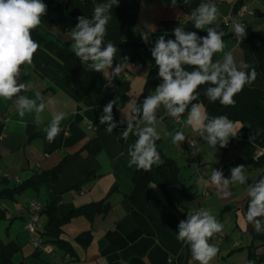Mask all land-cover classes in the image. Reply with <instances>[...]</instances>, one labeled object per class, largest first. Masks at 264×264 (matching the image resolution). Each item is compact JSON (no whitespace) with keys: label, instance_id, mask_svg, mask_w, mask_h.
I'll list each match as a JSON object with an SVG mask.
<instances>
[{"label":"crops","instance_id":"crops-1","mask_svg":"<svg viewBox=\"0 0 264 264\" xmlns=\"http://www.w3.org/2000/svg\"><path fill=\"white\" fill-rule=\"evenodd\" d=\"M237 0H211L218 8V17L212 25L203 30L196 29L190 19L191 12L202 2L209 0H177V6H171V0H118L111 9V20L106 26V41L117 44L122 41L142 43L138 52L142 63L127 61L129 67L119 77L111 79L103 76L114 87L109 91L113 100L118 98V116L126 122L130 110L141 92L147 72L159 71L151 55V48L159 36L175 39L173 30L184 27L186 32H196L206 36L208 27L219 26L225 35L222 37L225 48L214 53L213 62L223 61L225 53L231 52L237 66L241 62L256 68L258 76L251 85H245L233 99L235 106L221 105L219 100L210 102L204 95L212 86L209 83L197 89L198 100L202 103L209 118L226 115L229 120L239 122L243 127L237 137L229 138L226 147L211 148L206 141L196 135L185 121L189 109L175 121L164 116L161 105L156 112L154 125L160 135L159 145L163 152L172 157L180 167V175L174 185L169 186L176 207L170 206L158 186L147 184L135 175V166L128 167V148L134 144L136 136L130 134L122 138L124 129L114 128L108 133L106 124H100L103 104L96 102L92 93L93 84L67 70L61 61L43 48L33 56L31 65L20 66L18 83L27 84L26 95L36 99L37 94L44 98L45 109L39 125L35 122V111L19 115L15 97L11 100L0 98V119L3 129L0 134V175L8 182L0 186L13 188L28 179L34 182L19 192L0 194V208L6 217L0 220V239L16 243L19 248L12 255L14 262L21 264H199L192 259L190 248L177 240L178 225L187 219L189 211L198 208L209 210L223 225L222 240L217 243L216 234L209 238V244L218 248L217 255L210 264H248V247L257 245L256 251L264 253V245L252 241L245 219V205L250 198L246 188L264 178V0H245L253 12L244 20L252 40L238 42L231 23L224 20ZM47 10L70 18L84 16L91 19L94 6L106 0H42ZM145 23L155 26L150 43H145L140 35ZM67 31L55 30L61 39H70ZM115 65H113V68ZM187 71L193 66L184 65ZM250 71V69L245 70ZM128 81V100L123 103L119 84ZM155 92V91H154ZM154 94V93H153ZM51 100L54 103H48ZM39 103V101H38ZM56 112L65 113L60 122L62 131L49 143L44 129L49 126ZM163 116V119L161 117ZM174 130L186 135L180 145L172 143ZM254 135L251 141L250 136ZM98 138L101 150L88 153L83 147L93 138ZM197 140L200 151L192 155L189 140ZM61 165L56 180L50 172ZM209 165L202 179L197 172L203 165ZM244 165L247 184L231 186L232 195L227 199L217 196L210 184L211 173L221 170L225 178H230L232 167ZM179 187L189 188L188 194ZM187 193V192H186ZM36 197V198H35ZM48 199L57 204V214L64 216L70 211L92 202L105 199L109 209L105 214L96 213L92 220L82 215L74 216L63 225L61 237L68 242L72 252H66L51 243L53 253H38L30 243V233L24 228L32 214L30 201L35 200L43 206ZM264 219V218H261ZM47 223V217L40 214L38 227L41 233ZM252 228L255 225L251 223ZM91 230V240L82 245L76 236ZM261 229H264L262 224Z\"/></svg>","mask_w":264,"mask_h":264},{"label":"clouds","instance_id":"clouds-1","mask_svg":"<svg viewBox=\"0 0 264 264\" xmlns=\"http://www.w3.org/2000/svg\"><path fill=\"white\" fill-rule=\"evenodd\" d=\"M188 4L189 0H183ZM118 5V0H106L94 6L92 18L77 17L78 23L67 35L73 40L72 51L82 64L95 72L108 74L111 69V79L119 77L126 68L128 58L124 57L113 68L117 47L111 41L106 44L104 37L106 26L111 20V9ZM171 6H177V0H171ZM47 6L42 0H0V98L11 100L19 109L23 117L26 112L35 111V122L41 123V116L45 109L44 98L37 94L36 99L26 95H18L27 91V84L18 83L20 66L33 62V56L39 44L33 40L31 30L41 24V17L46 14ZM218 17L217 6L209 0L202 2L192 10L190 19L196 29L203 30L205 26L212 25ZM232 27L238 42L246 37V28L239 21L233 20ZM145 29L140 35L145 43H150V36L156 31L155 26L145 23ZM219 26L208 27L206 36H198L196 32H186L184 27L178 26L173 30L175 39H165L164 35L158 37L151 48V55L158 66V76L162 78L154 94L147 96L143 104L132 108L133 115L126 117V128L122 138L127 140L130 134L137 137L134 144L128 148V167L137 170L150 171L152 166L160 160L156 141L160 135L154 125L157 123V109L162 105L164 116L180 117L191 105L186 125L190 126L197 136L206 141L211 148H224L229 138H235L243 127L239 122H232L226 115L209 118L202 103H192L198 100L197 89L200 85L209 83L204 95L210 102L219 100L221 105L235 106L233 97L243 90L244 86L251 85L258 73L254 66L241 62L237 66L231 52L225 53L223 61L213 62V55L222 52L225 48V33L218 30ZM103 45V47H102ZM184 65L193 66L194 70L187 71ZM250 69V71H245ZM39 101V103H38ZM118 98L109 101L103 108L100 124H106L105 130L111 133L117 127L113 118V106ZM48 103H54L49 100ZM65 113L56 112L48 127L44 129L49 143L62 131L60 122ZM163 119V116L161 117ZM125 121H121L124 123ZM186 135L183 131L174 130L172 143L180 145ZM252 141L254 135L250 136ZM192 155L200 151L197 140H189ZM230 178H225L221 170L215 169L210 176V184L216 190L217 196L227 199L232 195L231 186L247 184L245 166L238 165L230 169ZM250 198L245 219L253 223L257 231L264 224V178L246 188ZM223 225L209 210L189 211L187 219L181 220L178 225L177 240L187 245L191 250L192 259L199 264H210L217 255L218 248L209 244V238L221 233ZM254 264V262H249Z\"/></svg>","mask_w":264,"mask_h":264},{"label":"trees","instance_id":"trees-1","mask_svg":"<svg viewBox=\"0 0 264 264\" xmlns=\"http://www.w3.org/2000/svg\"><path fill=\"white\" fill-rule=\"evenodd\" d=\"M244 2L245 0H237L235 4L237 6ZM77 23V19L55 14L46 9V14L41 17V24L37 28L31 30V35L33 40H35L39 44V48L47 50L49 53L58 58L67 70L73 72L78 77L91 82L93 84L92 93L95 96L96 102L106 106L109 101L113 100V95L109 92L110 89L109 91L104 90L105 87H108L107 79L103 76L101 72H95L89 69L86 64H82L80 59L76 57V55L72 51V45L74 42L71 38L61 40L55 34V30L57 29L69 32L76 26ZM246 33L247 35L245 39L251 41L253 36L252 33L248 32L247 28ZM260 38L264 39V36H260ZM104 42L105 44L107 43L105 37ZM115 46L117 47L118 51L116 56L114 57L113 65H116V63L120 62L124 57L128 58L127 61H131L135 64L143 62V59L138 52L139 48L142 46V43L122 41L115 44ZM160 83H162V78L158 76V71L155 69H150L147 72L143 88L141 92L137 95L133 107L141 106L143 104L144 99L150 94H153L156 87ZM118 84L123 103H125L128 100L129 83L128 81H125ZM132 108L130 110L131 116L133 115ZM113 118L117 122V128H126V122L121 123L119 119L118 106L116 104L113 106ZM2 129L3 121L0 119V134ZM101 147V143L96 137L89 141L83 147V149L86 150L88 153L95 154L101 150ZM156 147L160 155L159 162L153 165L150 171L135 169V175L147 184H153L158 186L167 203L170 206L176 207V203L173 200L168 187L174 185L175 182L178 180L180 175V167L172 157L167 156L163 152L159 145V140L156 141ZM60 167L61 165L59 164L50 172L53 180H56ZM7 182L8 178L6 176L3 177L0 175V186L6 184ZM33 182V180L28 179L13 188L4 187L0 190V194H3L4 196L7 193L11 194L13 192H19L22 188L30 186ZM179 190L185 192V194H188L189 192V188L179 187ZM248 204L249 201H247L245 205V214L247 212ZM108 209L109 204L105 199H103L76 208L64 216H59L57 214L56 202L52 199H48L46 203L42 206V210L40 213L44 214L47 217V223L41 233L43 242L51 243L59 248L64 249L66 252H72V246L61 237L63 225L66 224L70 220V218L79 215H82L84 217H87L89 220H92L94 214H105ZM4 217H6L5 210L0 208V220ZM248 231L252 235V241H259L261 245H264V229H260L259 231H257L256 229L252 228L251 223H248ZM91 237L92 232L89 229L80 232L76 236V239L77 241L81 242L82 245H86L91 240ZM18 248L19 246L16 243H5L0 239V264H16L12 258V255L15 251L18 250ZM256 249V244L251 243L249 245L248 264L249 262H254V264H264V253H258ZM37 252L40 253L39 251Z\"/></svg>","mask_w":264,"mask_h":264},{"label":"built area","instance_id":"built-area-1","mask_svg":"<svg viewBox=\"0 0 264 264\" xmlns=\"http://www.w3.org/2000/svg\"><path fill=\"white\" fill-rule=\"evenodd\" d=\"M252 14L253 12L248 8L246 3H241L237 6L236 4H234L232 10L229 12V14L227 15L224 21L226 23L232 24V21L236 20L242 23L246 28V22L244 20V17L246 15H252ZM108 87L111 92L114 91V87L111 83H108ZM174 120L179 121L180 117H176L174 118ZM262 152H264V149H260L259 151H257V155ZM209 167L210 166L207 164L203 165L197 172V178L202 179L206 171L209 169ZM30 207L32 209V214L30 215L29 219L25 222L24 225V228L30 233V243L36 251L52 254L53 253L52 247L41 241L38 233L39 232L38 221L42 210V206L39 202L35 200H31ZM199 210H202V208L197 209V211ZM222 237H223V232L216 234L217 243H219L222 240Z\"/></svg>","mask_w":264,"mask_h":264},{"label":"rangeland","instance_id":"rangeland-1","mask_svg":"<svg viewBox=\"0 0 264 264\" xmlns=\"http://www.w3.org/2000/svg\"><path fill=\"white\" fill-rule=\"evenodd\" d=\"M36 198V197H35ZM32 246V245H31Z\"/></svg>","mask_w":264,"mask_h":264}]
</instances>
